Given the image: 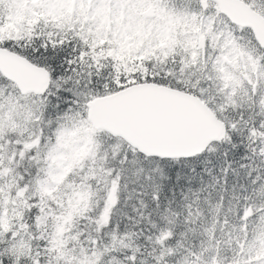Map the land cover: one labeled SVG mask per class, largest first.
I'll use <instances>...</instances> for the list:
<instances>
[{
  "label": "snow or ice",
  "instance_id": "1",
  "mask_svg": "<svg viewBox=\"0 0 264 264\" xmlns=\"http://www.w3.org/2000/svg\"><path fill=\"white\" fill-rule=\"evenodd\" d=\"M0 264H264V0H0Z\"/></svg>",
  "mask_w": 264,
  "mask_h": 264
}]
</instances>
